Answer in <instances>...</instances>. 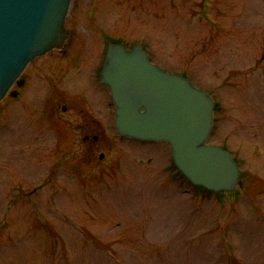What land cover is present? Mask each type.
Here are the masks:
<instances>
[{"label": "rangeland", "instance_id": "1", "mask_svg": "<svg viewBox=\"0 0 264 264\" xmlns=\"http://www.w3.org/2000/svg\"><path fill=\"white\" fill-rule=\"evenodd\" d=\"M208 2V13L181 21L178 40L154 48L162 56L155 65L184 72L215 100L208 143L230 152L242 187L196 195L172 177L167 145L120 142L113 128L121 160L112 170L81 166L79 143L66 154L64 134L39 122L30 163L17 157L15 140L28 130L21 104L3 100L0 264H264V0ZM33 85L38 110L46 84ZM34 185L43 187L30 200L13 201L17 187Z\"/></svg>", "mask_w": 264, "mask_h": 264}, {"label": "flooded vegetation", "instance_id": "2", "mask_svg": "<svg viewBox=\"0 0 264 264\" xmlns=\"http://www.w3.org/2000/svg\"><path fill=\"white\" fill-rule=\"evenodd\" d=\"M183 1L71 0L64 21L67 38L62 47L30 63L19 77V83L11 89L14 95L4 99L9 104H21L18 111L25 117L28 129L15 140L20 143L17 157L25 156L30 163L36 158L38 137L35 131L39 122L46 132L57 137L58 131L64 134L66 154L71 146L79 143L77 150L83 158L81 166H96L100 171L114 169L121 160L119 154L113 153L114 141L117 138L120 142L131 140L118 135L117 138L111 137L106 130H115V106L109 89L100 82L108 47L110 44L127 50L139 47L155 64L162 56L154 48H162L169 40H178L182 20L185 26H189L198 14L208 13L209 0H200L198 6L192 3L194 7L184 5ZM180 75L185 76L184 72ZM34 80L46 84L42 87L46 97L40 100L38 110L32 105L36 90H39L33 85ZM74 82L78 87L72 86ZM5 115L3 109L0 113L3 129L8 122ZM51 152L52 149L46 156ZM169 171L173 178H179V172L172 164ZM53 174L51 171L48 175V183ZM41 187L34 185L29 190H21L19 186L16 188L19 193L13 201L22 197L30 200Z\"/></svg>", "mask_w": 264, "mask_h": 264}, {"label": "water", "instance_id": "3", "mask_svg": "<svg viewBox=\"0 0 264 264\" xmlns=\"http://www.w3.org/2000/svg\"><path fill=\"white\" fill-rule=\"evenodd\" d=\"M70 1L0 0V102L34 59L62 47ZM100 82L110 90L118 135L167 144L193 186L219 193L241 185L230 153L207 144L214 101L189 79L155 66L139 47L110 44Z\"/></svg>", "mask_w": 264, "mask_h": 264}, {"label": "trees", "instance_id": "4", "mask_svg": "<svg viewBox=\"0 0 264 264\" xmlns=\"http://www.w3.org/2000/svg\"><path fill=\"white\" fill-rule=\"evenodd\" d=\"M179 177H182L189 184V182L180 173H179ZM194 189H195V194L199 196H202L204 194H211L210 192H207L206 190L200 187H194Z\"/></svg>", "mask_w": 264, "mask_h": 264}]
</instances>
